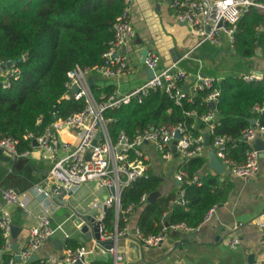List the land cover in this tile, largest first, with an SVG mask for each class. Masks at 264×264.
Returning <instances> with one entry per match:
<instances>
[{
    "label": "built area",
    "instance_id": "2783aa9c",
    "mask_svg": "<svg viewBox=\"0 0 264 264\" xmlns=\"http://www.w3.org/2000/svg\"><path fill=\"white\" fill-rule=\"evenodd\" d=\"M122 2L123 8L112 23V38L101 55L102 61L92 66H75L67 72L64 97L84 99V107L65 117H61L57 111L53 110L51 122L40 133L25 136L29 138L31 150L38 147L52 158V166L45 180L46 185L37 184L30 190L21 193L9 187L1 190V197L5 205L13 204L25 210L28 209L24 197L31 190L42 195L45 200H51L48 205L42 204V211L34 215V221L28 229L25 243L17 250L14 249L12 254L8 253L11 258L6 264H18V261L20 264H31L35 260H39L40 264H92L88 255L97 249L106 252L100 242L114 239L115 236L118 240L120 237L132 233L141 243L156 246L165 240L170 231L197 233L201 226L212 218L215 213V205L208 209L197 225H189L183 221L167 223L162 220V228L156 234L145 236L138 226L134 227L132 231L130 230L128 213L132 210V206L121 208L120 193L124 187L145 175L146 157L141 146L144 143L153 144L165 160L172 159L174 153L172 143L175 139H177L175 153L185 160L202 155L207 148L204 135L201 133L192 136L183 122L138 129L132 136L122 130L115 139H112L108 129L111 119L105 118V111L120 107L132 100L141 102L151 91L164 92L175 103H180L187 95L190 98L198 91L210 89L205 97L210 108L201 114L199 119L207 125L208 145L211 146L215 156L230 173L243 179L255 175L260 167L259 158L264 161V147L259 150L255 146L258 141L264 146V124L255 120L254 123L242 129L239 140L247 144L244 160L236 162L231 159L227 155L231 137L214 131L215 107L219 101V90L214 87V81L218 79L192 75L178 67L176 62L166 67H160L159 55L152 50L148 52L144 61L145 67L153 70L152 77H147L139 86L126 93L112 91L110 93L102 92L98 97L94 96L89 79L93 80L94 76L103 79H117L132 68L128 62L126 51L128 42L136 36L131 20L132 0H122ZM170 6L176 19L189 25L192 34L199 37L201 42L209 40L214 44H219L225 37L230 46L234 42V32L238 20L251 7L264 13V0H170ZM256 29L264 38V25L260 24ZM7 62L10 63L8 66ZM19 75L20 68L16 61L0 62V81L4 88L9 87L13 80L18 79ZM240 77L245 81H253L260 78L261 75L252 72L242 74ZM190 79L194 80L189 83ZM254 109L257 112L264 111V102L261 105H256ZM189 113L194 114L195 112ZM68 131L72 133L73 137L66 136ZM177 136L179 137L176 138ZM94 139L96 142L93 145ZM0 150L14 159L30 153L29 150L20 153L18 140L10 136L0 137ZM86 154H88L87 157ZM200 173V169L191 174L179 170L176 178L181 184L200 185ZM89 181L94 182L96 188L108 191L101 203H92V208L100 211L98 216L100 240L97 241L93 238L91 246L80 245L74 249H67L61 257L58 255L37 257L36 251L48 238H52L57 230L61 229V225L53 226L50 221V214L58 208L60 199L68 193L80 189ZM147 197L148 195H144L141 201L146 202ZM175 201L181 205L186 203L183 189L180 190ZM106 208H114L117 212L115 221L117 232H112L107 228L104 221ZM120 212L125 224L121 229H118L117 221ZM12 225L9 211L5 206L0 207V230L4 238L2 249L6 252L12 246L10 244ZM258 228L260 230L259 240L264 243V221H258ZM238 243L237 237H232L228 241L230 248H236ZM108 251L109 253L114 252L113 264H120L123 255L113 251V248H109ZM32 255L36 256L35 260L31 259ZM165 264L188 263L169 261Z\"/></svg>",
    "mask_w": 264,
    "mask_h": 264
},
{
    "label": "trees",
    "instance_id": "16d2710c",
    "mask_svg": "<svg viewBox=\"0 0 264 264\" xmlns=\"http://www.w3.org/2000/svg\"><path fill=\"white\" fill-rule=\"evenodd\" d=\"M122 8V0H0V62L16 61L20 68L18 79L9 87L4 88L0 81V137L17 139L18 151L22 153L31 149L29 138L25 136L40 133L51 122L53 110L65 117L84 107V99L64 97L67 72L75 66H92L102 61L101 55L112 38V23ZM260 24L264 25V13L254 7L236 24L232 54L243 62L256 56L258 50L264 53V38L256 29ZM214 87L219 90L214 131L231 137L227 155L242 162L247 148V144L239 140L242 129L249 126L252 119L264 124V111L254 109L264 102V71L253 81H245L237 73L222 75L214 81ZM91 89L98 97L102 92H112L114 85L98 89L93 84ZM209 91L206 88L175 103L164 92L155 90L141 102L132 100L108 109L104 116L111 119L108 123L111 137L115 139L122 130L132 136L138 129L178 122H183L190 134L197 136L205 131L206 125L199 116L210 108L205 100ZM204 163L205 159L200 155L182 161L180 167L191 174L202 169ZM12 170L21 177H0V195L7 187L23 192L45 177H32L34 170L26 155L16 159ZM29 178L32 179L30 182ZM23 179L27 182L21 187ZM200 181V185L182 183L177 195L171 193L158 196L153 202H142L141 198L157 191L161 182L159 176L146 168L144 176L122 189L121 208H141L136 226L145 236L158 233L162 220L197 225L208 209L223 198L216 174L202 173ZM181 189L186 203L174 202L166 213L170 200L178 198ZM167 214L170 215L165 219ZM104 219L107 228L112 229L114 210H107ZM124 224L120 212L118 229ZM65 244L74 249L81 242L66 238ZM3 246L0 230V264H6L11 258ZM31 264H40V261ZM94 264H112V261L98 258Z\"/></svg>",
    "mask_w": 264,
    "mask_h": 264
},
{
    "label": "crops",
    "instance_id": "0c3cea01",
    "mask_svg": "<svg viewBox=\"0 0 264 264\" xmlns=\"http://www.w3.org/2000/svg\"><path fill=\"white\" fill-rule=\"evenodd\" d=\"M164 1V3H158L157 0H132L131 20L136 36L128 42L126 47L128 62L132 68L117 79H103L94 76L91 85L95 84L98 89H101L105 85L111 84L114 85L113 91L118 93L129 92L139 86L147 78V68L144 63L140 62L142 48H148L159 55L160 67H166L176 62L178 67L195 76L216 79L222 77V74H219V63L216 62L214 53L221 51L229 54L230 57H236L232 54V46L229 45L228 40L223 37L219 44H214L209 40L201 42L199 37L192 34L189 25L176 19L170 6V0ZM263 56L264 53L258 50L256 56L244 61L247 67L232 73L242 75L253 72L262 76L264 65L255 64L253 66L250 65V62ZM241 62L240 64H242ZM247 69L249 71H246ZM193 80L190 79L189 83ZM185 88L187 89L186 85ZM207 130L206 125L202 134L207 133ZM66 136L73 137L69 131ZM37 149L40 150L38 147L30 149V153L26 154V157L27 162L33 167V178L39 177L40 179L42 175H45L42 181L37 183L44 186L48 171L52 166V158ZM141 150L146 157V168L160 177L157 197L171 193L177 195L181 183L177 180L176 174L179 170H184L180 165L182 161L187 160L182 159L175 152L172 159L165 160L161 152L151 143H144ZM211 150V146L207 145L201 155L204 157L205 163L200 169V178L202 173H211L216 174L221 182L223 198L214 204L216 208L212 218L204 223L197 233L170 231L165 240L156 246L141 243L132 233L122 236L116 241V249H113L123 255L120 264H165L169 261H183L188 264H248L247 259L250 254L254 256V263H264V243L259 240L260 230L258 228V221H264V161L259 158L260 167L255 175L243 179L234 176L227 168L218 172L210 166V164L214 166ZM16 159L0 150V177H21L19 173L13 174L12 168ZM184 171L186 172V170ZM28 180L30 182L32 179ZM26 182L27 180L23 179L20 186L24 187ZM33 186L23 192L30 190ZM9 188L17 191L13 187ZM107 193L106 189H98L94 182L89 181L80 189L61 198L58 208L50 214V221L53 226L61 225V229L54 233L52 239H60L63 245L60 248L53 241H46L36 251V256L39 258L49 255L61 257L65 250L73 249L66 246V238H75L80 240L81 245L91 246L94 241L93 237L85 238V232L80 230V225L78 226V218H73V215L82 219L90 215L98 219L100 211L93 209L92 203H101ZM24 199L28 210L13 204L5 205L0 195V207L5 206L11 215L13 225L19 227L15 236L10 235V244L18 245V247L25 243L28 229L34 221V215L42 211V204L51 203V200H45L42 195L36 194L32 190L25 195ZM175 200H170L166 213H169L171 206L176 202ZM109 209L114 210V208H106V212ZM140 211L139 207L129 212L128 224L131 231L136 227ZM116 219L117 212L114 210L113 228L109 229L112 232L115 231ZM81 237L84 238V241L81 240ZM232 237H237L239 240L236 248H230L228 245V241ZM14 251L12 246L8 249L9 254ZM104 253L101 249H97L88 255V258L92 264L98 258L110 259L113 264L114 252L109 253L108 257H105ZM19 262L18 264H20Z\"/></svg>",
    "mask_w": 264,
    "mask_h": 264
},
{
    "label": "water",
    "instance_id": "95a60500",
    "mask_svg": "<svg viewBox=\"0 0 264 264\" xmlns=\"http://www.w3.org/2000/svg\"><path fill=\"white\" fill-rule=\"evenodd\" d=\"M149 51H150V49H148V48H142L141 49V51H140V54H141V60H140V62L141 63H144L145 58H146V56H147V54H148ZM13 62H15V61H13ZM9 64H10L9 62L6 63L7 66ZM152 76H153V70L152 69H147V77L149 78V77H152ZM89 82L92 83V79H89ZM250 122L251 123H254L255 121H254V119H252ZM36 129H38V127ZM178 137L179 136H177L176 138H178ZM204 139H205L206 145H208L209 144V137H208V134L207 133L204 134ZM95 142H96V140L94 139L93 142H92V144L94 145ZM176 143H177V139L173 140V143H172V150H173V152H175V149H176L175 148V145H176ZM255 146L257 148H263L264 147L263 144L260 141H258L255 144ZM87 156H88V154H86V157ZM211 157H212V159H214V166L212 164H210V166H212L218 172L219 171L221 172L222 170L225 169L224 164H222L221 161L215 156L213 150H211ZM157 195H158V192L157 191L151 192L148 195L147 200L149 202H153L156 199ZM168 216H169V214H167L165 216V218H167ZM73 218H78V220H79L78 226L80 225V230L82 232H85L84 233L85 234L84 235L85 238H89L90 236H92L97 241L100 240V231H99V223H100V220H98L95 217H92L90 215L86 216L84 219L79 218L76 215H73ZM17 231H19V227L15 226V225H12L11 234L13 236H15ZM115 231L117 232V229H115ZM81 240L84 241V238L81 237ZM116 240H117V237L115 236L114 239L106 240L104 242H100L101 247H103V249L106 250V252L104 253V256L105 257H108L109 256V251H108L109 248L116 249ZM47 241H53L60 248L63 245V242L60 239L48 238ZM12 247L15 250L18 249V245H12ZM31 259L32 260H35L36 259V256L35 255H32ZM247 262H248V264H253L255 262V259H254L253 254H250L249 255V257L247 259Z\"/></svg>",
    "mask_w": 264,
    "mask_h": 264
},
{
    "label": "rangeland",
    "instance_id": "374dc122",
    "mask_svg": "<svg viewBox=\"0 0 264 264\" xmlns=\"http://www.w3.org/2000/svg\"><path fill=\"white\" fill-rule=\"evenodd\" d=\"M157 1H158V3H164L165 2L164 0H157ZM214 58H215L216 62L219 63L218 71H219V74H222V75L232 73L233 71L238 70V69L242 70L243 68L247 67V66H245L244 62L240 61V59L238 57H230L229 54L223 53L221 51H216L214 53ZM239 61L242 64H240ZM255 64L260 65V66H262V64L264 65V56L260 57L259 59L257 58V59L250 62V65L254 66ZM140 66H143V65L140 64ZM246 71H249V70L247 69ZM129 78H131V77H129ZM129 78H127V79H129ZM123 81H124V79H123ZM40 150L37 149V151H39V152H40Z\"/></svg>",
    "mask_w": 264,
    "mask_h": 264
}]
</instances>
